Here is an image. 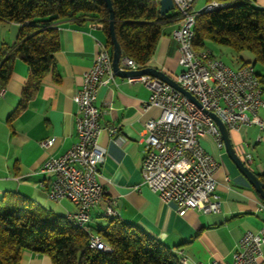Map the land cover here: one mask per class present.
Instances as JSON below:
<instances>
[{"label": "crops", "instance_id": "1", "mask_svg": "<svg viewBox=\"0 0 264 264\" xmlns=\"http://www.w3.org/2000/svg\"><path fill=\"white\" fill-rule=\"evenodd\" d=\"M212 1L224 2L197 0L195 10ZM251 1L264 8V0ZM167 15L160 20L163 33L146 66L162 70L175 79L181 70L180 51L172 32L178 27L179 19L175 9ZM56 27L60 47L54 53V66L23 109L14 113L29 73L27 63L16 57L10 78L5 83L0 81V197L8 191L20 192L36 202L45 199L44 207L67 215L75 210V205L67 199L56 202L48 198L47 188L40 186L42 181L46 185L49 182L42 167L48 158L63 155L77 141L78 105L74 95L82 87L84 74L101 46H107V36L93 16L58 20ZM19 29L17 22L0 21V49L3 45H15ZM205 48L221 59L216 50L230 54L238 62L234 68L255 62V56L247 50ZM121 66L128 68L123 60ZM150 95V89L142 82L130 83L127 77L118 75L115 82L98 87L96 104L103 127L98 142L105 151V158L99 163V180L106 193L90 212L91 229L97 231L108 224L110 217L105 212L108 201H113L116 217L141 228L176 253L183 250L187 264L212 260L228 264L247 230H264V211L259 210L264 200L225 147L220 148L211 134H205L201 144L220 164L215 173L220 209L208 213L188 209L179 215L174 202L162 201L158 192L143 182L141 170L146 147L144 124L160 114L158 107H145ZM258 114L264 122V108ZM110 126L117 127L115 134L106 129ZM229 132L245 163L255 173H264V127L253 123ZM51 137H56L55 142L43 147L41 142ZM247 154L251 160L246 158ZM20 264L52 262L46 254L25 250ZM261 264H264V245Z\"/></svg>", "mask_w": 264, "mask_h": 264}, {"label": "built area", "instance_id": "2", "mask_svg": "<svg viewBox=\"0 0 264 264\" xmlns=\"http://www.w3.org/2000/svg\"><path fill=\"white\" fill-rule=\"evenodd\" d=\"M173 1L179 25L172 35L179 44L181 67L175 80L194 94L202 107L158 77L149 74L127 77L128 82L139 81L150 89L146 108L155 106L160 109L158 116L144 124L146 147L142 177L145 184L158 192L162 201L176 204L179 215H184L188 209L215 212L220 209V196L215 192V173L220 164L203 148L201 139L205 134H211L220 148H224V141L217 124L204 109L216 113L228 130H239L242 125L253 123L263 128L264 122L258 113L264 108L261 103L264 90L253 63L244 64L243 71H234V67H229L209 49H204L205 61H196L187 50L194 16L200 11L222 7L224 2L212 1L196 11L197 0ZM123 61L128 68H141L125 57ZM115 77L112 53L102 45L92 66L84 74L82 87L74 95L78 105L77 141L63 155L45 161L42 172L49 182L48 185L40 182L42 188H47L49 199L56 202L67 199L75 205V210L68 215L73 221L84 224L89 242L107 247L102 236L91 229L90 212L106 193L99 180V163L105 158V151L98 142L103 127L99 121L101 111L96 104L97 92L101 84L115 82ZM234 89H241V97H234ZM106 129L112 134L117 131L116 126ZM55 140L56 137H51L41 144L47 148ZM246 158L251 160L250 154ZM259 210L264 211V201ZM106 211L117 215L113 201H108ZM263 245L264 230H247L228 264H261ZM177 254L186 260L183 250ZM197 264L224 263L212 260Z\"/></svg>", "mask_w": 264, "mask_h": 264}, {"label": "trees", "instance_id": "3", "mask_svg": "<svg viewBox=\"0 0 264 264\" xmlns=\"http://www.w3.org/2000/svg\"><path fill=\"white\" fill-rule=\"evenodd\" d=\"M114 30L122 47V57L133 58L141 67L155 52L163 33L154 0H111ZM225 5L200 11L196 18L193 44L204 49L207 41L249 51L264 65V8L251 0H222ZM93 16L107 36L113 52L109 9L104 0H0V21L20 24L14 46L0 49V81L11 76L13 62L21 57L29 67L22 99L23 109L54 66V53L60 47L56 21ZM264 90V73L257 71ZM264 182V173L258 174ZM98 232L110 252L89 247V236L59 214L16 191L0 198V264H20L25 250L46 254L52 264H180L179 255L141 228L110 218Z\"/></svg>", "mask_w": 264, "mask_h": 264}, {"label": "water", "instance_id": "4", "mask_svg": "<svg viewBox=\"0 0 264 264\" xmlns=\"http://www.w3.org/2000/svg\"><path fill=\"white\" fill-rule=\"evenodd\" d=\"M104 1L106 2V5L109 9L110 35L113 42L112 68L115 74L121 77H136L143 74H149L158 77L163 81L167 82L168 84H170L171 86H173L174 88H176L177 90H179L180 92H182L185 96H187L190 100L196 103L199 107H202L201 102L194 94H192L189 90L183 88L174 78L167 75L164 71L159 70L152 66H146L139 69L124 68L121 66V62L123 60L122 57L123 50L116 37L114 30V10L112 6V1L111 0H104ZM159 5H160L159 13L161 15H165L169 11L175 9V4L173 0H159ZM204 111L217 124L224 141V147L230 158L234 161V163L237 165L239 170L246 176V178L250 181V183L256 188L257 192L264 200V182L261 180L259 175L255 173L238 154L236 148L232 143L230 132L227 126L224 124L221 118L213 111L206 109H204Z\"/></svg>", "mask_w": 264, "mask_h": 264}, {"label": "bare ground", "instance_id": "5", "mask_svg": "<svg viewBox=\"0 0 264 264\" xmlns=\"http://www.w3.org/2000/svg\"><path fill=\"white\" fill-rule=\"evenodd\" d=\"M196 18H197V15L194 16V18L191 22V36H192V38H187V50L191 55H193L196 58V61H205L204 49L196 50V48L194 47V44H193L194 28H195V24H196ZM125 58L132 61L133 65H139L133 58L128 57V56H126ZM229 67H232V66L229 65ZM234 71H243V65L239 68H234ZM234 97H241V89H234ZM261 103L264 104V96H261ZM105 215L107 217H110V218L117 216V215H110V211H106ZM66 216H67V219L70 221V223L74 227L81 229L88 234V230L86 229V227L84 226V224L82 222L73 221V218L69 217L68 214ZM96 234L100 235L98 232H96ZM89 247L93 248V249L102 250L105 252L111 251V249L109 247H107L106 245H102L101 243H97V242H89ZM179 261H180V264H187V261L184 260L183 258H179Z\"/></svg>", "mask_w": 264, "mask_h": 264}, {"label": "rangeland", "instance_id": "6", "mask_svg": "<svg viewBox=\"0 0 264 264\" xmlns=\"http://www.w3.org/2000/svg\"><path fill=\"white\" fill-rule=\"evenodd\" d=\"M159 2V1H158ZM172 11V10H171ZM206 46H208V47H211V46H215V47H218V48H221V47H223V48H226V49H228L230 52H235L234 50H232L230 47H228V46H221V45H218V44H216V43H214V42H212V41H207V44H206ZM195 47V46H194ZM204 49H208V48H204ZM197 50V49H196ZM210 50V49H209ZM216 55H219L220 57H222V59L227 63V64H229V65H231V66H233V67H235V66H237L238 65V62L236 61V60H234L233 58H232V56L230 55V54H228L227 52H225V53H222V52H220V51H217L216 50ZM255 68H256V70L258 71V72H260V73H264V65L261 63V62H257L256 64H255ZM1 198V197H0ZM37 203H39V204H41L42 206H45L46 204V202H45V199H39L38 201H37ZM51 204V203H50ZM51 205H53V204H51ZM52 207V206H51Z\"/></svg>", "mask_w": 264, "mask_h": 264}]
</instances>
